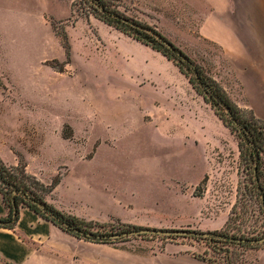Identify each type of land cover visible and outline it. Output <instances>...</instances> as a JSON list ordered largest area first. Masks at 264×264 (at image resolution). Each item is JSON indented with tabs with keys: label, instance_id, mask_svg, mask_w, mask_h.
Returning <instances> with one entry per match:
<instances>
[{
	"label": "rangeland",
	"instance_id": "374dc122",
	"mask_svg": "<svg viewBox=\"0 0 264 264\" xmlns=\"http://www.w3.org/2000/svg\"><path fill=\"white\" fill-rule=\"evenodd\" d=\"M104 2L154 28L190 61V76L213 79L254 113L222 50L198 35L205 5ZM87 6L0 0V135L27 174L45 187L58 180L50 193L32 190L60 212L92 222L93 232L119 233L124 225L125 232L264 229L235 135L173 61ZM167 242L220 263L228 256L249 264L257 252L226 244L213 250L194 237L142 235L114 244Z\"/></svg>",
	"mask_w": 264,
	"mask_h": 264
},
{
	"label": "crops",
	"instance_id": "0c3cea01",
	"mask_svg": "<svg viewBox=\"0 0 264 264\" xmlns=\"http://www.w3.org/2000/svg\"><path fill=\"white\" fill-rule=\"evenodd\" d=\"M198 3L207 7L198 35L222 50L243 87L248 106L264 120V0ZM16 158L10 142L0 135L1 161L16 166ZM7 212L0 194V217ZM119 245L77 238L21 207L13 229L0 227V264H206L174 242L140 249ZM253 263L264 264V247L257 250Z\"/></svg>",
	"mask_w": 264,
	"mask_h": 264
},
{
	"label": "trees",
	"instance_id": "16d2710c",
	"mask_svg": "<svg viewBox=\"0 0 264 264\" xmlns=\"http://www.w3.org/2000/svg\"><path fill=\"white\" fill-rule=\"evenodd\" d=\"M85 1L88 4V10L96 18L173 61L179 71L187 77L195 91L201 95L204 102L211 107L218 119L235 135L238 142L237 149H239L240 158L244 163L243 172H245L250 188L256 196L258 213L264 222V120L256 117L251 110L246 111L238 107L221 85L213 79L207 78L206 80L199 72L194 77L190 76L187 71L191 69L190 61L154 28L132 20L119 12L107 10L104 0ZM165 43H169L170 48L166 47ZM24 166L25 164L19 161L17 166L8 167L0 159V194L8 211L6 216L0 217V227L13 229L18 220L19 209L27 207L63 231L86 241L113 244L127 239H110L111 235L118 234V232H114L115 230L93 232L89 228L92 222L60 212L47 204L32 189L35 187L43 194L50 193L58 184V180L45 187L35 176L27 174ZM129 228L124 225L119 233L129 230ZM262 237H264V229L249 234L241 231H238L237 234L212 232L207 238H194L201 239L213 250L220 251L221 248L216 247L218 244L235 245L243 249H262L264 243L254 242ZM194 255L206 264H223L225 262L209 260L200 254ZM225 259L224 264H234V262H229L228 256ZM254 260L255 258L249 264H254Z\"/></svg>",
	"mask_w": 264,
	"mask_h": 264
},
{
	"label": "water",
	"instance_id": "95a60500",
	"mask_svg": "<svg viewBox=\"0 0 264 264\" xmlns=\"http://www.w3.org/2000/svg\"><path fill=\"white\" fill-rule=\"evenodd\" d=\"M165 46L170 48L169 43H165ZM142 235H157V236H166V237H201V238H207L210 236V234L207 233H199V232H192V231H168V230H157V229H150V228H141V229H135L128 232L118 233L111 235L109 238L116 240V239H122V238H129L133 236H142ZM91 236V235H89ZM256 243H264V237L257 239L254 241Z\"/></svg>",
	"mask_w": 264,
	"mask_h": 264
}]
</instances>
